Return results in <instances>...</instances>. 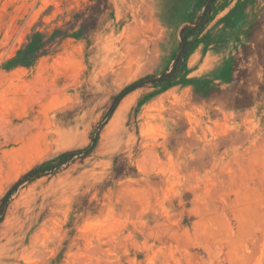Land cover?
<instances>
[{"label": "rangeland", "instance_id": "374dc122", "mask_svg": "<svg viewBox=\"0 0 264 264\" xmlns=\"http://www.w3.org/2000/svg\"><path fill=\"white\" fill-rule=\"evenodd\" d=\"M207 4L0 0V264H264V0Z\"/></svg>", "mask_w": 264, "mask_h": 264}, {"label": "trees", "instance_id": "16d2710c", "mask_svg": "<svg viewBox=\"0 0 264 264\" xmlns=\"http://www.w3.org/2000/svg\"><path fill=\"white\" fill-rule=\"evenodd\" d=\"M214 1L216 0H208V4L205 8V12L203 14V16L201 17V20L200 22L197 24V27H202L203 25V22H204V19L205 17L207 16V14L209 13L210 11V5L211 3H213ZM188 30L187 27H184L181 31H182V34H184L186 31ZM187 46H188V41H187V36H184L181 40V44H180V47H179V50L175 56V59H174V63H173V66L170 70L166 71L163 75H161L160 77H153V78H147L145 81H141L139 83H135L129 87H127L120 95L119 97H117L115 103H114V106L111 110V112L113 113L114 110L116 109L117 107V103L119 101H121L126 95H128L129 93L135 91L136 89L144 86L146 83H150V82H156V83H167V82H171V80H173V78L176 76L178 70H179V67L181 65V59L184 57V55L186 54V50H187ZM97 142V138H95L93 140V144L90 148H87L86 150L83 151V154H87L96 144ZM72 156V159L75 157V155H69V156H63V158H61V160H68V157H71ZM52 170L51 168L49 169H46V170H42V171H33V172H30L27 176H25V179L27 178H30V177H35V176H39V175H42L43 173L47 172V171H50ZM18 187V185L13 189L15 190L16 188ZM8 200L9 198L6 197L4 200H3V206H2V213L5 211V208L7 207V203H8Z\"/></svg>", "mask_w": 264, "mask_h": 264}]
</instances>
